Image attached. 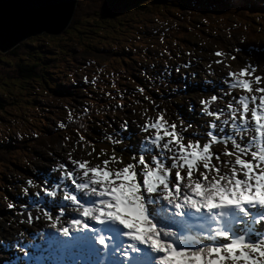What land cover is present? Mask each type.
Returning a JSON list of instances; mask_svg holds the SVG:
<instances>
[{"label":"snow or ice","instance_id":"6c2138e0","mask_svg":"<svg viewBox=\"0 0 264 264\" xmlns=\"http://www.w3.org/2000/svg\"><path fill=\"white\" fill-rule=\"evenodd\" d=\"M246 69L251 70L241 69L240 79L229 72L233 80L228 87L260 95L233 97L235 103L230 100L226 110L216 111L209 104L222 97L213 93L209 100L201 99V114L214 118L200 134L207 137L203 143L196 133L185 137L184 127L178 129L162 110L153 108L155 119L147 118L138 126L141 133H151L141 141L123 135L130 131L124 121L119 139L106 138L113 146L111 154L100 160L104 149L96 153L98 164L74 160L69 153L73 167L59 163V182L42 189L56 210L37 201L39 212L35 216L29 212L16 223L34 226L45 221L48 231L40 234L47 242L82 249L89 257L85 264H264V88H251L262 77L252 75L255 66ZM246 75L251 80L243 79ZM144 99L155 103L150 96ZM126 139L129 143L117 151L115 145ZM80 141L82 148L92 147L83 136ZM218 143L225 144L221 153L212 151ZM69 209L77 215L65 221ZM17 243L24 251V245ZM17 264L30 262L18 259Z\"/></svg>","mask_w":264,"mask_h":264},{"label":"rangeland","instance_id":"374dc122","mask_svg":"<svg viewBox=\"0 0 264 264\" xmlns=\"http://www.w3.org/2000/svg\"><path fill=\"white\" fill-rule=\"evenodd\" d=\"M224 5L226 10L222 9ZM242 5L236 0L226 1V4L217 6L216 12H206L208 15L201 18V20L194 17L192 12L186 13L187 10L181 13V15H187V18H185L187 24L199 29L201 34H208L213 38V41L198 40L193 38L192 35L187 38L186 34L188 32L185 28L175 27L174 21L164 22V19L153 16L137 18L135 23H131L129 32L123 31L122 34L116 37L118 40L112 39V44H108L107 41L104 42L100 38L102 36L98 35L99 40L103 41V44L99 45L96 42L98 39L91 34L90 39L84 41L97 51L108 55L113 52L116 55L119 52L124 58L129 57L132 59L133 67L126 70V73L134 75L138 83L131 85L125 83V79L124 85L118 88L111 83L115 79L123 83L119 79L123 77L122 65L119 63V66H117L112 63V57L104 60L85 56L86 54H83L82 50H88L87 43L78 45L75 36H68V33L64 32L67 28L56 36L41 34L40 36H31L26 40L23 35L29 33L28 29L19 32L8 31L9 36L13 39L15 35H22L17 38L21 39L20 44L25 43L26 45V42L31 39V45L29 46L30 53H28L30 57L25 58L24 55L12 56L14 54H9V51L0 53L2 55L0 57V142L3 144L28 140L33 142L32 137L36 134V130L46 134L54 133L56 140L51 144L41 143L39 146H35L30 142L28 143L29 149L24 152L25 155L17 153L10 159L11 163L3 167L0 166V256L13 258L11 261L13 263L16 255H19L15 250L17 248L12 244V239L16 233L13 228L17 229L20 224L16 222L27 217L29 212L31 214L34 212L32 206L35 201L30 195L33 196L35 192H40V195H43L42 189L48 185L50 188H54L50 184L55 186V180L59 178L58 175L60 176L61 171L57 165L63 161L67 167L68 165L71 167V164L67 162L69 153H71L73 159L75 158L74 160H87L90 165L98 164L99 160L95 157L101 149H104L106 155H101L100 160L106 159L107 155L111 154L113 146L106 138L119 139L117 133L124 121H127L128 128L131 124V127L135 129L136 127L133 125L138 127L147 118L155 119L157 112L153 111V108L162 110L169 123H175L176 119L183 120L181 127L191 129L189 132L187 130L184 132L185 137L190 136V132L200 135L208 130L207 121L199 122L198 115H203L200 110L201 99L209 100L213 93L218 97H222V99L210 103L212 107H215L219 102L224 103V92L228 96H232V91H243L240 88L228 87V84L233 80V77H228V72H232L235 74L236 79H240L241 69L251 70L246 69V65L255 66L252 75L262 77L261 83L259 85L251 83V88L255 89L257 86L264 88V44L260 40V38L264 40V24H262L264 18L259 17L258 19V22H261L259 27L261 33L258 36L254 34V29L258 28L256 17L253 18L250 24L251 27L244 25V31L247 33H243L241 26L243 20L240 16H237L238 12L235 13L236 7L242 9ZM9 8L12 9L11 6L7 7V9ZM257 12L264 15V6ZM5 13L7 15L9 11L6 10ZM159 15L162 17L161 14ZM218 15L222 16L218 17ZM228 15H234V17ZM145 22L147 24L144 25ZM88 28L90 26L87 24L81 26V29ZM182 31L184 32L181 34ZM170 32L173 33V37L169 36ZM131 33H133V37H127ZM63 37L64 40H59ZM152 37L158 40L157 43L154 42L153 47H148L143 43L146 40L145 38L150 39ZM66 39H72L73 41L68 42ZM169 46L173 48L170 50L164 49V47ZM38 49L43 53L42 55L36 53ZM77 52L79 54H76ZM216 52H221L223 55H213ZM36 55H41V60L47 63V70L51 68L46 73L47 78L48 75H51L48 86L60 89L64 84L70 90V93L76 96L73 97L72 101L56 98L49 92V88L41 89L40 83L11 80L6 76L5 71L11 70L15 62H30L36 59ZM183 55L187 58L182 59L184 58ZM216 61H220V63H216ZM130 64L132 65V62ZM3 70H5L4 75L2 74ZM66 76L71 80L70 83H59L61 77L65 79ZM221 77H227V80L222 81ZM193 79L196 80V85L192 82ZM243 79L251 80V77L246 75ZM160 81L162 85L159 86L152 88L144 86L149 82L158 84ZM78 88L90 93L91 97L96 99L89 101L81 97L79 93L73 92ZM220 88L223 89V92L220 91ZM138 89H143V92ZM22 93L24 94L23 98ZM105 93L114 95L112 101L122 102L130 107L126 110V114L123 113L124 111H114L112 115L115 118H106L101 123L99 121L86 123L88 131L84 135L79 134L91 142L92 147L84 144L82 148L81 143L83 142L80 141V136L77 135L75 120L83 115L85 109L89 111L93 106L98 109L102 108L103 103L106 102H98V99ZM252 93H245L244 95L258 96L255 92ZM145 96H150L155 103H149L144 99ZM29 98L33 99L32 104L25 103L23 100L26 99L27 101ZM191 103L197 106L195 109L192 107L193 111L188 109ZM145 108L148 109L147 112H143ZM188 111H190L191 116L186 115ZM142 112L143 116L141 115ZM192 117L196 119H192ZM209 118L213 117L209 116ZM189 124H191V127H188ZM60 125H63V127ZM219 132L220 130L217 131V135L220 134ZM123 135L130 136L132 142L141 141L145 136H142L143 134L139 129L123 133ZM65 137H68V139L66 140ZM200 139L203 143L207 137L200 135ZM106 142L109 145H106ZM128 143L129 140L126 139L124 143L115 145V148L119 151ZM187 143L188 141L185 142V144ZM215 145L221 148L225 147L223 143L213 144L212 147ZM88 152H93V154L89 156L87 155ZM14 158H20V166L15 165ZM123 159L124 162H128V152H124ZM148 159H151V156ZM29 180L32 181L31 184L28 183ZM39 198L41 199V196ZM9 203L13 205L11 209L8 208ZM22 205L27 208V211L24 210ZM53 209L55 208L53 207ZM18 212L20 215H17ZM65 218L66 216L63 219L65 220ZM9 221L12 223L9 224ZM37 236L40 235L37 234ZM44 238H46L45 235L40 239ZM9 243L14 246V249L6 250V247L10 248ZM30 250H32V254L36 253L34 246H30ZM18 251L19 253L22 252L21 250ZM64 256L66 255L61 253L53 255L52 258H57L59 264H65L67 257ZM25 259L29 260L28 258L23 260ZM50 261L51 258L45 257L42 261L35 260L36 263L34 262V264H51Z\"/></svg>","mask_w":264,"mask_h":264},{"label":"trees","instance_id":"16d2710c","mask_svg":"<svg viewBox=\"0 0 264 264\" xmlns=\"http://www.w3.org/2000/svg\"><path fill=\"white\" fill-rule=\"evenodd\" d=\"M226 1L230 0H78L76 9L74 11L72 20L67 27V30L64 31L68 33V36H75L77 38V44H83L87 43L84 40L90 39V35L92 34L95 36L98 40L96 42L101 45L103 44V41H107L108 44H112V39L118 40L116 38L120 34H122L123 31L129 32V29L131 28V23H135L137 21V18L142 17H158L160 19H164V22L174 21L175 27H181L182 29L187 30L186 37L190 38L192 35L193 38H196L198 40L200 39H206L207 41H213L212 37H210L208 34H201L199 29H195L192 25L187 24V15H181L182 12L186 11V13H193L194 17L197 19L203 18L204 16L208 15L206 12L209 11H215L218 5L226 4ZM239 3H242V9L240 7H236L235 13L238 12L237 16H240L243 20L241 22L242 31L243 33H247L244 31V25L251 27L250 24L252 23L253 18H257V22L259 17H263L262 13H258L257 10H261V7L264 6V0H236ZM238 8V9H237ZM223 10H226L225 5L222 7ZM162 17H160V15ZM222 16V15H218ZM229 16V15H228ZM165 17V18H163ZM190 17V16H188ZM229 17H234V15H230ZM140 21V20H139ZM141 22V21H140ZM87 24L90 26L88 29H81V26ZM144 25L147 24L146 22L143 23ZM264 24V19L263 23ZM261 22L257 23L258 28L254 29V34L259 35L261 33L260 30ZM167 30V29H165ZM89 32V33H88ZM184 31L181 32V34ZM103 33V34H102ZM98 35L102 36L100 38L103 39V41H100L98 38ZM126 36V35H125ZM133 37V33L128 34L127 37ZM170 37H173V33H169ZM256 36V37H257ZM161 37V36H158ZM143 43H145L148 47H153L154 42L157 43V39L154 37L152 38H145ZM31 39H29L25 45L18 44L16 47L11 49L9 51V54H14L12 56H23L26 58L29 51V46ZM58 40V39H57ZM59 40H64L63 38H60ZM68 42H72V39H66ZM262 44H264V40L260 38ZM33 44V42H32ZM25 45V46H24ZM88 46V50L83 49V54H86L85 56L94 57L98 59H104L107 60V58H111V62L115 63L117 66L120 63L122 65L121 71L122 76L121 79L123 83H120L115 79L113 81V86L118 88L124 85L125 83H130L131 85H134L138 83V80L134 75L127 74L126 70L131 69L133 67V61L129 57H123L120 55L119 52L112 54H106L97 51L95 48H93L90 44H86ZM172 46L164 47L165 50L172 49ZM38 54H43L38 51H36ZM76 54H79L78 52ZM41 55H36V59L30 61V62H24L18 61L13 64L11 70H3L6 76L10 78L11 80H24L29 82H37L40 83L42 86L41 89L49 88V92L54 95L56 98H59L61 100L65 101H72L73 97H76L75 94L70 93V90L62 85L60 89L51 88L48 86L51 75H48V78L46 77V73L51 70H47V63L44 60H41ZM113 55V56H110ZM2 55H0L1 57ZM110 56V57H109ZM30 57V56H29ZM184 57V55L182 56ZM186 57L182 59H186ZM28 60V58H27ZM128 60V61H127ZM132 62V65L130 62ZM51 65V64H50ZM11 68V67H10ZM70 76V75H69ZM70 79L68 76H66L65 79L61 77V80L59 83H70ZM48 82V83H47ZM162 85L161 81L158 84H154L152 82L146 83L144 86L148 88H152L155 86ZM164 85V83H163ZM145 88V87H144ZM148 91V90H146ZM163 91V89H162ZM73 92L79 93L81 97L84 99H88L89 101L95 100L93 97H91L90 93H87L85 90H82L80 88L73 90ZM93 92V91H91ZM94 94V93H93ZM17 96V95H16ZM26 96V95H25ZM24 97V94L22 93V98ZM112 97L114 95H103L100 96L98 99V102H106L103 103L104 105L102 108L98 109L97 107H91L89 111L94 112H85L83 111V115L80 116V118L76 121L75 120V127L77 128L76 132H79L81 134H86L87 127L86 123L88 122H95L99 121L100 123L105 121L106 118H115L112 113L114 111H124L123 113H127V109L130 106H126L122 102H114L112 101ZM25 103L32 104V98L23 99ZM126 100V99H125ZM120 107H117V106ZM42 131L36 130V134L32 137L33 142L31 141H15V143L10 144H3L0 142V166L3 167L10 162V159L15 156L17 153H21L25 155L24 152H27L26 149L28 148V143H32L35 146L41 145V143H53L55 141V134L54 133H41ZM82 135V136H83ZM107 145H109L108 142H106ZM15 165L20 166V158H14ZM13 164V163H12ZM21 168V167H20ZM1 174V173H0Z\"/></svg>","mask_w":264,"mask_h":264},{"label":"water","instance_id":"95a60500","mask_svg":"<svg viewBox=\"0 0 264 264\" xmlns=\"http://www.w3.org/2000/svg\"><path fill=\"white\" fill-rule=\"evenodd\" d=\"M77 2L78 0H0V53L8 52L21 43V39L17 38L22 35H15L13 39L9 32L28 29L29 33L23 35L25 40L37 33L51 36L61 34L69 26ZM8 6L12 9H7ZM6 10L9 11L7 15Z\"/></svg>","mask_w":264,"mask_h":264},{"label":"bare ground","instance_id":"6f19581e","mask_svg":"<svg viewBox=\"0 0 264 264\" xmlns=\"http://www.w3.org/2000/svg\"><path fill=\"white\" fill-rule=\"evenodd\" d=\"M66 30V29H65ZM148 32V31H147ZM42 33H37L36 35H38V36H40ZM35 35V36H36ZM32 37H34V36H32ZM31 38V37H30ZM231 38V37H230ZM18 45V44H17ZM16 45V46H17ZM223 69V68H222ZM218 70V69H217ZM191 73V72H190ZM229 73V72H228ZM232 73V72H231ZM189 74V73H188ZM194 75V74H193ZM192 78V77H191ZM112 84V83H111ZM197 84V83H196ZM231 92V91H230ZM233 93H232V96H228L227 95V93L226 92H224V95H223V97H224V103H221V102H219L215 107H212V105H210L209 104V108H211V110L212 111H216V110H218V109H225L226 110V105H227V103H228V101H230V100H233V97H239L241 94H245V92L244 91H232ZM253 94V93H252ZM256 94H258L259 95V93H256ZM206 101H207V99H206ZM233 103H235V101L233 100ZM224 104H225V107H224ZM237 107H238V105H237ZM201 110V109H200ZM182 112H184V111H182ZM186 112V111H185ZM191 113H190V111H188L187 112V116H191L190 115ZM198 117H199V122H202V121H207V122H209L210 120H213L214 118H209V116H207V115H198ZM153 119V118H152ZM192 119H196L195 117H192ZM223 119H225V117H221V120H223ZM128 120H129V118H128ZM131 120H133V119H131ZM135 120V119H134ZM129 123H130V121H128ZM216 123L217 124H219L220 123V121H216ZM175 124L177 125V127H178V129L181 127V121L179 120V119H176V121H175ZM208 125V124H207ZM133 126H135L136 128L134 129L133 127H131V124H130V126H129V130L130 131H135V130H138L137 128V125H133ZM119 127V126H118ZM187 130V132H189V131H191V129L190 128H188V129H186ZM219 130V128H217L216 129V132ZM225 131H227V128L225 129ZM139 133V132H138ZM193 133H195V132H190V134H193ZM220 133V132H219ZM140 134V133H139ZM143 135L142 136H144V135H149L150 133H142ZM137 136V135H136ZM185 142H187V139H185L184 141H183V143H185ZM227 147L228 148H231V144H229V145H227ZM225 148V147H224ZM224 148H221V147H218L217 145H215V146H213L212 147V151L213 152H217V153H221V152H223L224 151ZM75 159V158H74ZM77 159V158H76ZM82 159V158H81ZM221 159H227V157H224V156H221ZM63 162V161H62ZM67 162H68V160H67ZM69 163V162H68ZM98 163V162H97ZM169 163H170V161H169ZM68 168H71L69 165H68ZM58 177H59V175H58ZM56 183H58L59 182V178H57L56 180ZM48 185V184H47ZM52 185V184H51ZM52 187H54L53 185H52ZM63 187V185H61V188ZM46 188H50L49 187V185L46 187ZM28 189V188H27ZM30 189V188H29ZM32 189V188H31ZM36 190V189H35ZM39 195H40V192H35V194L32 196V195H30L31 196V198L35 201V202H39V204L40 205H47L48 207H52V198H45V195L43 194V195H40L41 196V199L39 198ZM55 200L57 201V202H59L60 200H59V196H57L56 198H55ZM22 201V200H21ZM28 202V201H27ZM19 204V203H18ZM33 216H35L38 212H39V208L36 206V204L34 203L33 204ZM32 209V208H31ZM52 210L53 211H55L56 209H53V207H52ZM41 215H42V213H40ZM67 215H69L70 217H73V216H75V215H77V213L74 211V210H67ZM26 216V215H25ZM23 217V216H22ZM26 218V217H25ZM65 221H67V220H65ZM14 226H16V225H14ZM18 227V226H17ZM32 227V228H31ZM28 226L27 224H20L19 225V227L17 228V229H15V227L13 228V230H15V234H14V237H13V239H12V244L17 248V249H15L17 252H18V254L19 255H16V257L14 258L15 260H14V262L13 263H11V264H17V260L19 259V260H23L24 258H28L29 260V262H30V264H34V262H35V260H37L38 261V259L39 260H41L42 258V256H40V255H38V253H40V248H38V247H36V251H37V255H35V254H32L33 252H32V250H30V245H31V241H32V239L30 238V236H29V232H30V230L32 229L33 231H35V233H38V232H41V230H43V231H48L47 229H46V222L45 221H43V220H41V221H39V222H37L34 226ZM20 232H24V235L23 236H21V235H19V233ZM12 233V232H11ZM43 237V235L42 236H40L38 239H40V238H42ZM11 239V238H10ZM8 240V239H7ZM42 240H44V239H41V241ZM17 242H20V244H23L24 245V251H22L21 253H19V251L18 250H20V245L17 243ZM7 243V242H6ZM46 243H48L47 242V240H46ZM11 243H9V247L10 248H8L9 250H12V249H14V246L12 245ZM51 248H54V249H59V248H61V247H57V246H54V245H52L51 244ZM69 248V250H71V251H74V252H76L77 253V255H78V257L80 258V259H83L84 258V260H85V257H86V254L84 253V251L82 250V249H80V248H76V247H68ZM7 249V250H8ZM42 250H43V257H48V258H50V256H49V253H48V249H46V248H42ZM25 253H27V257L24 255ZM61 254V253H60ZM69 254H71V252L69 251ZM64 257H66V256H64ZM63 259V258H62ZM75 259V258H74ZM71 260V259H70ZM83 260V262H85ZM49 262V261H48ZM36 263V262H35Z\"/></svg>","mask_w":264,"mask_h":264}]
</instances>
